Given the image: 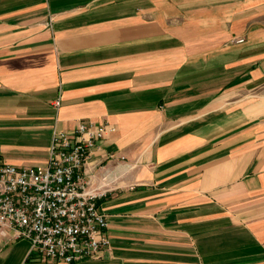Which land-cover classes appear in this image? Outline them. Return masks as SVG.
<instances>
[{
    "label": "crops",
    "instance_id": "crops-1",
    "mask_svg": "<svg viewBox=\"0 0 264 264\" xmlns=\"http://www.w3.org/2000/svg\"><path fill=\"white\" fill-rule=\"evenodd\" d=\"M81 121L109 246L73 264H264V0H0V161Z\"/></svg>",
    "mask_w": 264,
    "mask_h": 264
},
{
    "label": "built area",
    "instance_id": "built-area-1",
    "mask_svg": "<svg viewBox=\"0 0 264 264\" xmlns=\"http://www.w3.org/2000/svg\"><path fill=\"white\" fill-rule=\"evenodd\" d=\"M241 41V40H239ZM114 128L81 121L72 133L54 131L44 165L0 161V230L26 240L44 263L98 259L109 246L106 216L88 191L84 167L94 144Z\"/></svg>",
    "mask_w": 264,
    "mask_h": 264
}]
</instances>
